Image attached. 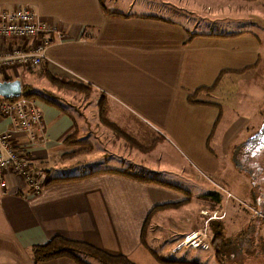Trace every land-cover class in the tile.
Masks as SVG:
<instances>
[{"label":"crops","instance_id":"1","mask_svg":"<svg viewBox=\"0 0 264 264\" xmlns=\"http://www.w3.org/2000/svg\"><path fill=\"white\" fill-rule=\"evenodd\" d=\"M257 1L104 0L106 8L116 12L107 14L99 0H0V8L31 6L40 20L55 28L46 60L28 78L33 92L49 93L33 98L43 113L42 138L32 141L26 131L13 129L0 117V130H11L14 142L46 182L33 194L23 179L6 175V190L0 191V264H77L69 257L38 263L31 258V247L56 236L138 263L147 251L145 232L151 218L170 202L160 200L161 187L153 181L111 171L127 168L92 166L96 153L114 154L111 150L121 147V138L100 122V99H106L108 119L134 134L136 122L150 125L155 134L168 131L172 115L185 124L186 78L199 76L197 88L210 92L189 102L232 107L225 103L239 101L241 81L253 85L255 56L263 50L264 12L255 8ZM253 13L256 21L248 17ZM246 23L255 26L247 32L251 40L241 39L246 29L240 24ZM13 41H0V47ZM44 70L90 87V95L54 86ZM180 87L184 92L178 94ZM175 102L184 105L182 112H172L169 105ZM214 124L211 136L228 131H218L220 123ZM125 145L124 152L129 147ZM250 188L252 195L246 196L264 205V194L256 196L257 188ZM248 219L252 222L251 216Z\"/></svg>","mask_w":264,"mask_h":264},{"label":"rangeland","instance_id":"2","mask_svg":"<svg viewBox=\"0 0 264 264\" xmlns=\"http://www.w3.org/2000/svg\"><path fill=\"white\" fill-rule=\"evenodd\" d=\"M254 5L264 12V0H259ZM252 6L253 4L249 7ZM248 17L257 20L256 13ZM260 25L262 28L261 22ZM240 26L246 29L241 39L251 40L252 35L247 32L248 29H255V26L249 23ZM13 44L19 45V42L14 40L11 45ZM261 47L263 50L260 57L255 56V81L253 85L242 81L239 83V101L234 104L225 103L232 107L221 108L205 102H189L196 97L205 99L210 92L202 91L204 87L197 88L199 76L186 78L184 125L177 115L171 116L167 132L156 134L148 127L150 125L136 122L133 125L134 134L124 124L125 131L143 146L155 140L158 135L161 136V141L148 154L128 144L129 147L124 152L126 143L122 139L119 152L111 150L114 154L105 155L102 152L96 153L92 165L95 168H127L133 173H143L161 187L158 193L161 201L178 204V207H159V213L151 218V224L145 232L144 246L147 251L141 253L137 264H163L151 255V251L170 259L218 264L214 258V248L209 244L216 230L223 233L225 244H231L230 249L223 250L221 264H264V225L261 222V218H264V205L260 206L255 198L246 196L252 195L254 189L250 186L257 188L256 196L264 194V142L251 148L244 147V142L261 130L263 122L260 113L264 112V84L261 83V80L264 81V41ZM40 67L41 64L31 69H14L15 72L9 71L8 76L18 75L19 78L14 79H18L23 88L28 86L30 75ZM34 84L37 85L36 82ZM183 92V87H180L178 94ZM211 99V96L207 98ZM169 106L175 114L184 109V105L178 102ZM217 121L220 123L218 131L220 127H227L228 131L211 136ZM262 130L264 131V127ZM10 173L14 174L7 172L5 182L6 175ZM248 215L251 219L252 215L261 218L253 217L250 222ZM195 230L201 231L197 234L192 232ZM183 231L196 234L200 238L197 242L200 245L196 247L197 236L192 244H183L189 233L176 238Z\"/></svg>","mask_w":264,"mask_h":264},{"label":"built area","instance_id":"3","mask_svg":"<svg viewBox=\"0 0 264 264\" xmlns=\"http://www.w3.org/2000/svg\"><path fill=\"white\" fill-rule=\"evenodd\" d=\"M52 32H55V28L40 21L35 11L26 5L14 9L0 8V41L19 42V45L13 46L9 42L7 47H0V77L8 76L9 71L14 69L40 66L46 60V51L53 42ZM59 38H62L61 34ZM10 99L0 96V117L7 119L13 129L26 131L30 140L41 139L44 133V118L42 111L36 106V100L21 96ZM7 172H13L23 179L33 194L42 189V175L33 169L27 152L15 144L10 129L0 130L1 192L6 190L4 176ZM199 240L200 238L195 242ZM199 245L197 243L196 247Z\"/></svg>","mask_w":264,"mask_h":264},{"label":"trees","instance_id":"4","mask_svg":"<svg viewBox=\"0 0 264 264\" xmlns=\"http://www.w3.org/2000/svg\"><path fill=\"white\" fill-rule=\"evenodd\" d=\"M99 5L107 14L116 13V12H111L106 8L104 4V0H99ZM42 63H41V66H42ZM241 72L242 71H240L239 73ZM43 75L48 80V82H50L51 84L59 88L73 90L75 92L82 93L84 96H89L91 93L92 89H90V87L85 86L84 84L57 78L54 75H51L50 73H48L46 70L43 71ZM0 78L2 80H7V81L14 79L12 76H5V75L1 76ZM20 96L26 97V98L27 97L35 98L39 96V97L44 98V97H49V93H47L46 91L45 92H33L31 87L23 86L22 93ZM13 99L11 98L10 100H13ZM105 102H106V99L102 97L98 104L100 122L104 124L105 126H107L108 128H110L118 138H121L129 146L135 149H138L139 151L144 152V153H150L158 145V143L161 141L160 135L157 136V139L143 146L138 142L136 138L125 133L120 127L112 123L107 117L108 105ZM206 103H209V102H206ZM260 115L263 118L261 130L256 132L255 135L251 136V138H248V140L244 142V147L246 148H251L257 144L264 142V131L262 130L264 127V112H261ZM128 170L129 169L121 170V171H117V170H111V171L120 172V173L129 175L133 178H136L138 180H151V181L154 180L151 177H147L143 175V173H138V172L133 173ZM44 184H46V182ZM221 184L224 185V187H227V184L225 182H221ZM177 205H178L177 203H174V205L166 204V205H161L159 207L162 209V208H170L171 206L178 207ZM224 242H225V239L223 237V233L220 230L219 231L216 230L213 233V238L209 242V244L212 245V247L214 248V251H215L214 258L218 264L222 263L223 250L231 248L230 247L231 244H225ZM29 253H30L31 258L36 263L44 262V261H48V260H52V259H56L60 257H69L73 259L77 264H88L85 261L86 259L87 260L91 259L93 261H96L99 264H133L129 262L124 256H112V255L106 254L103 251H100L99 249L89 246L83 242L69 241V240H66L64 238L57 237V236L53 237L46 243L31 247L29 250ZM151 255L157 261L163 264H198L197 262H194V261L165 258V257L157 255L156 252L154 251H151Z\"/></svg>","mask_w":264,"mask_h":264},{"label":"water","instance_id":"5","mask_svg":"<svg viewBox=\"0 0 264 264\" xmlns=\"http://www.w3.org/2000/svg\"><path fill=\"white\" fill-rule=\"evenodd\" d=\"M22 93L21 82L18 79L0 80V96L4 98H17Z\"/></svg>","mask_w":264,"mask_h":264},{"label":"bare ground","instance_id":"6","mask_svg":"<svg viewBox=\"0 0 264 264\" xmlns=\"http://www.w3.org/2000/svg\"><path fill=\"white\" fill-rule=\"evenodd\" d=\"M197 235H194V234H190L187 236V238L183 241V244L187 242V245L188 244H192V240L196 237ZM190 238H192V240H189Z\"/></svg>","mask_w":264,"mask_h":264}]
</instances>
